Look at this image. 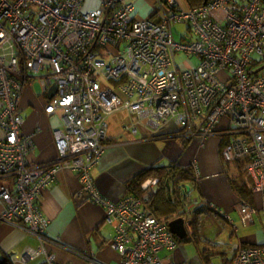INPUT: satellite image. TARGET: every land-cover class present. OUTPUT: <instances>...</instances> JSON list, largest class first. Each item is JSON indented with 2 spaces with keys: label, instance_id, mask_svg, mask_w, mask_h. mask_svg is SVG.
<instances>
[{
  "label": "built area",
  "instance_id": "2783aa9c",
  "mask_svg": "<svg viewBox=\"0 0 264 264\" xmlns=\"http://www.w3.org/2000/svg\"><path fill=\"white\" fill-rule=\"evenodd\" d=\"M83 1L0 0V224H20L39 241L12 261L43 257V264H56L46 245L48 219L39 196L67 168L78 177V195L104 209L119 264H184L159 256L173 252L178 240L169 220L148 206L157 177L115 202L98 191L91 170L106 148V116L125 109L154 126L172 119L187 139L228 136L222 160H241L253 189L264 195V0H206L196 6L154 0L157 20L134 14L132 0H107L91 10L83 9ZM174 23L186 24L188 40V33L184 41L174 40ZM177 53L196 56L197 63H178ZM35 82L42 93L56 86L43 111L62 113L51 129L56 157L30 164L34 142L21 132L19 102ZM224 116L229 125L219 130ZM180 187L186 215L197 199ZM254 211L242 203L239 223H251ZM223 264H264V244H238Z\"/></svg>",
  "mask_w": 264,
  "mask_h": 264
},
{
  "label": "crops",
  "instance_id": "0c3cea01",
  "mask_svg": "<svg viewBox=\"0 0 264 264\" xmlns=\"http://www.w3.org/2000/svg\"><path fill=\"white\" fill-rule=\"evenodd\" d=\"M105 1L84 0L83 9H96ZM132 1L133 13L139 18H159L154 0ZM181 3L190 6V0H181ZM32 86L24 89L19 102L24 116L21 132L31 134L34 142L27 155L28 162L39 164L56 157L51 129L60 123L62 111L45 113L43 106L48 92H33ZM106 123V148L91 174L98 191L109 200L115 202L130 193L127 183L151 166L174 162L194 169L196 188L191 192L196 193L192 198L197 199V205L188 214L179 215L183 206L175 192L178 205L168 219L181 216L187 236L179 239L174 234L177 248L173 252L160 251V257H170L184 264H208L215 258L216 264H223L231 261L238 244H264V195L253 189L242 167L236 162L222 160L220 151L228 136L187 139L180 136L179 127L172 119L154 126L148 118H139L125 109L107 115ZM228 125L224 116L217 129ZM238 183L249 187L248 196L243 197L234 190ZM80 187L76 173L64 168L58 170L54 181L40 191V207L48 219L45 233L51 241L46 245L55 255V263L88 264L89 256L98 264H119L121 256L109 243L114 228L104 222L105 212L101 206L78 195ZM210 203L227 216L215 212ZM242 203H249L255 209L252 222L247 225L239 223L238 209ZM233 225H237V230ZM38 243L37 237L22 225L1 223L0 264H43V257L12 261L13 254L22 253ZM186 243H192L194 249Z\"/></svg>",
  "mask_w": 264,
  "mask_h": 264
},
{
  "label": "trees",
  "instance_id": "16d2710c",
  "mask_svg": "<svg viewBox=\"0 0 264 264\" xmlns=\"http://www.w3.org/2000/svg\"><path fill=\"white\" fill-rule=\"evenodd\" d=\"M206 0H190V6H196L204 3ZM238 167H242V161H234ZM194 169L191 166H180L174 162L167 165H155L144 169L136 175L127 184L130 193L138 194L141 192L140 183L149 177H157L158 184L152 196L149 198L148 206L152 212L161 219H169L173 216L178 201L174 198V193H177L178 199L182 201L183 194L181 185L188 184L189 192L196 188V178ZM167 184L170 187V197L168 196ZM175 188V191L173 190ZM234 190L241 196L245 197L250 194V189L244 183L234 185ZM183 215L184 211L178 213Z\"/></svg>",
  "mask_w": 264,
  "mask_h": 264
},
{
  "label": "rangeland",
  "instance_id": "374dc122",
  "mask_svg": "<svg viewBox=\"0 0 264 264\" xmlns=\"http://www.w3.org/2000/svg\"><path fill=\"white\" fill-rule=\"evenodd\" d=\"M173 38L175 41H184L185 39L182 37L183 34L188 33L187 32V27L185 23H174L173 24ZM188 38H190L189 33H188V37H186V40H188ZM176 61L178 63H181L183 61H189L192 64H196L197 63V57L196 56H186L183 53H177L176 54ZM109 84V83H107ZM110 85V84H109ZM33 92H38L40 91V85L39 83H34L32 88ZM0 183H2V181H0ZM194 195H196L195 192H191L190 193V198L194 197ZM187 245H189L190 247H192V249H194V246L192 245V243H186ZM214 261H217L215 258H213ZM220 262V260H219Z\"/></svg>",
  "mask_w": 264,
  "mask_h": 264
},
{
  "label": "water",
  "instance_id": "95a60500",
  "mask_svg": "<svg viewBox=\"0 0 264 264\" xmlns=\"http://www.w3.org/2000/svg\"><path fill=\"white\" fill-rule=\"evenodd\" d=\"M55 88L56 86L53 84L50 89L48 90V97H51L52 94L55 92ZM185 190H189L190 186L188 184L184 185ZM167 191H168V196L170 197V187L167 184ZM184 192V191H182ZM184 219L181 216H178L170 221H168V227L170 229V231L175 234L179 239H184L187 236V231L185 230L184 227ZM187 223L189 224L190 222L187 221Z\"/></svg>",
  "mask_w": 264,
  "mask_h": 264
}]
</instances>
